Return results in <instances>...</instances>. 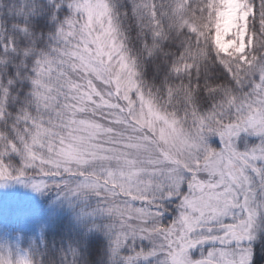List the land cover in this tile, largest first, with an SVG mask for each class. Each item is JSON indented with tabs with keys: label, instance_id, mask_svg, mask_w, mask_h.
I'll use <instances>...</instances> for the list:
<instances>
[{
	"label": "snow or ice",
	"instance_id": "obj_1",
	"mask_svg": "<svg viewBox=\"0 0 264 264\" xmlns=\"http://www.w3.org/2000/svg\"><path fill=\"white\" fill-rule=\"evenodd\" d=\"M0 264H264V0H0Z\"/></svg>",
	"mask_w": 264,
	"mask_h": 264
},
{
	"label": "trees",
	"instance_id": "obj_2",
	"mask_svg": "<svg viewBox=\"0 0 264 264\" xmlns=\"http://www.w3.org/2000/svg\"><path fill=\"white\" fill-rule=\"evenodd\" d=\"M2 210L4 212H8V211H11L12 209H11V206L10 205H4V207L2 208Z\"/></svg>",
	"mask_w": 264,
	"mask_h": 264
},
{
	"label": "rangeland",
	"instance_id": "obj_3",
	"mask_svg": "<svg viewBox=\"0 0 264 264\" xmlns=\"http://www.w3.org/2000/svg\"><path fill=\"white\" fill-rule=\"evenodd\" d=\"M4 205H9V203L7 201H5L3 204V207H4Z\"/></svg>",
	"mask_w": 264,
	"mask_h": 264
}]
</instances>
